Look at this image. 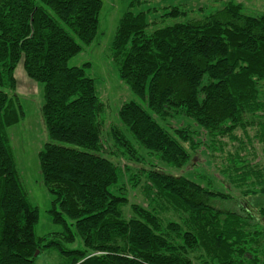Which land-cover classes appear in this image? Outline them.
Listing matches in <instances>:
<instances>
[{
  "label": "trees",
  "instance_id": "obj_1",
  "mask_svg": "<svg viewBox=\"0 0 264 264\" xmlns=\"http://www.w3.org/2000/svg\"><path fill=\"white\" fill-rule=\"evenodd\" d=\"M168 1L126 0L106 56L140 102L104 129L90 63L68 65L102 34V0H0V264H264V12L229 0L195 18ZM19 62L41 85L38 164L57 226L42 235L7 133L24 118ZM200 152L216 177L191 163ZM231 188L261 201L208 203ZM138 189L144 204L129 201Z\"/></svg>",
  "mask_w": 264,
  "mask_h": 264
},
{
  "label": "rangeland",
  "instance_id": "obj_2",
  "mask_svg": "<svg viewBox=\"0 0 264 264\" xmlns=\"http://www.w3.org/2000/svg\"><path fill=\"white\" fill-rule=\"evenodd\" d=\"M227 1L229 0H172L167 3H182L188 10H192L190 11V17L200 18L203 14L205 15L216 10ZM233 1L242 4V11L245 14L264 12V0ZM102 2L103 8L100 15L99 28L102 34H99L96 42L85 47L81 52L73 56L68 61V65L81 66L86 62L90 63V66L85 70L89 77L95 79L97 94L100 100L106 105V127L104 126V129H106L109 125L120 124L117 119V112L122 102L130 100L140 102V99L134 96L128 84L117 76L115 66L110 64L111 62L106 56L116 23L126 8V0H102ZM153 2L154 0H151V3ZM199 7L205 8L202 13L197 12V8ZM181 20L184 21V18ZM15 78L17 80L15 93L23 107L24 118L19 123L9 127L7 133L29 201L38 208L36 234L42 235L56 230L57 226L53 224L48 214L52 197L42 183L38 164V151L47 140L45 127L40 116V105L42 101L41 85L25 74L22 62H19L15 68ZM206 158L209 160L205 153L200 152L194 157L191 163L196 165L201 162L200 166L207 169L208 173L216 177L217 170L215 165L212 162L207 164L208 160ZM159 168L174 175H186L190 178L196 172L200 171V167L191 165L182 169H174L160 164ZM217 187L222 191H226L225 188H227L225 185L223 187L217 185ZM228 193L232 195V199L224 200L210 197L208 203L217 209L240 211V203L244 207L255 209L256 205L261 201L260 197L243 198L232 188ZM128 197L130 203H145L139 189L128 190ZM125 212L126 215L130 213L128 207L125 208ZM38 262L41 264H55L56 257L54 255L48 256L43 254L38 258Z\"/></svg>",
  "mask_w": 264,
  "mask_h": 264
},
{
  "label": "water",
  "instance_id": "obj_3",
  "mask_svg": "<svg viewBox=\"0 0 264 264\" xmlns=\"http://www.w3.org/2000/svg\"><path fill=\"white\" fill-rule=\"evenodd\" d=\"M37 253H38V251H36V252H35L34 256H36V255H37Z\"/></svg>",
  "mask_w": 264,
  "mask_h": 264
}]
</instances>
